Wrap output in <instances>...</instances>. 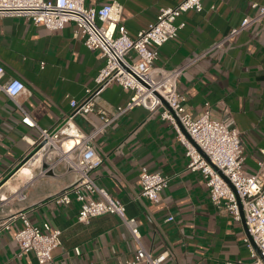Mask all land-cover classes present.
<instances>
[{
	"label": "crops",
	"instance_id": "0c3cea01",
	"mask_svg": "<svg viewBox=\"0 0 264 264\" xmlns=\"http://www.w3.org/2000/svg\"><path fill=\"white\" fill-rule=\"evenodd\" d=\"M113 2L124 6L122 25L136 37L156 21L161 9L180 0H86V5L101 8ZM252 3L264 5V0H204L202 12L189 11L177 20L185 26L176 40L161 47L156 65L168 70L186 67L178 92L186 97L187 110L198 117L208 103L213 118L236 128L244 145V169L257 173L264 150V22L226 40L246 16L257 13ZM77 30L74 23L50 31L25 17H0L2 82L19 79L27 88L15 100L0 92V192L7 198L0 205V218L21 211L36 226L50 223L61 230L62 243L48 264H118L134 260L139 248L118 216L103 215L83 224L77 220L80 204L75 199L68 206L52 200L74 181L65 166L52 169L44 164V169L33 163L47 162L35 156L22 170L28 180L17 179L18 171L4 182L36 148L39 129L58 127L71 113V100L85 97L105 65L102 52L86 47L76 38ZM130 58L134 60L135 54ZM131 96L132 92L113 84L97 99L96 108L112 112ZM22 109L37 127L23 123ZM99 121L96 114L76 118L86 132ZM95 145L104 162L91 177L139 221L142 245L154 257L165 254L162 264L252 261L244 243L245 223L212 203L202 175L188 171L185 149L169 122L137 107L99 135ZM143 168L170 180L157 203L141 196ZM19 190L26 200L15 196ZM22 226L15 219L10 230L0 232V264H38L34 253L19 257L14 237Z\"/></svg>",
	"mask_w": 264,
	"mask_h": 264
},
{
	"label": "built area",
	"instance_id": "2783aa9c",
	"mask_svg": "<svg viewBox=\"0 0 264 264\" xmlns=\"http://www.w3.org/2000/svg\"><path fill=\"white\" fill-rule=\"evenodd\" d=\"M203 1L180 0L174 7L163 8L155 22L136 37H131L122 25L124 6L118 2L95 8L88 7L86 0H0V17H25L50 31H60L67 24L74 23L78 28L76 38L81 39L89 49L102 52L105 65L96 76L95 85L86 90L83 99L71 100V113L58 127L39 129L40 139L35 146L44 145L35 156L47 163L33 164L39 167L48 164L52 169L63 165L74 175V181L52 200L58 205L68 206L75 199L80 204L79 223L89 224L92 219L108 214L116 215L123 221L139 248L134 260L118 264H162L166 260L165 254L154 257L144 248L139 221L128 215L122 201L100 188L91 177V173L104 162L95 139L137 107H144L169 122L185 149L188 171L202 175L212 203L217 208H223L235 221H245L247 234L244 243L252 258L248 264H264V150L258 163L259 171L247 172L244 169L246 158L241 133L228 122L213 118L208 103L198 117L187 110V99L178 92L186 67L168 70L156 65L161 47L176 40L185 26L178 24L177 20L189 11L202 12ZM251 9L257 13L246 16L226 40L230 41L242 31L263 24L264 5L252 3ZM223 43L215 47L221 48ZM132 53L135 54L134 60L130 58ZM4 76L5 69L0 66V92L15 100L27 91L25 83L19 79L4 84ZM113 84L132 92L130 100L112 112L98 110L97 99ZM22 111L25 115L23 123L31 128L37 127L31 117ZM93 114L100 121L92 123L93 128L89 132L77 125L76 118L88 119ZM169 184L168 177L142 169L140 185L143 198L159 202ZM92 195L99 197L93 199ZM15 196L19 201L27 198L23 190L16 191ZM5 199L0 192V205ZM15 219L23 223L14 237L20 248L19 257L31 252L38 264L51 262L54 250L62 243V231L54 229L50 223L36 226L20 211L6 219L0 218V232L10 230ZM172 220L173 217H170L169 221Z\"/></svg>",
	"mask_w": 264,
	"mask_h": 264
},
{
	"label": "water",
	"instance_id": "95a60500",
	"mask_svg": "<svg viewBox=\"0 0 264 264\" xmlns=\"http://www.w3.org/2000/svg\"><path fill=\"white\" fill-rule=\"evenodd\" d=\"M44 144H40L38 145L34 151H32L21 163H19V165L15 168V170L6 177V179L4 180V182L10 180L22 167H24L25 165L28 164V162L30 160H32L34 158V156L37 154V152L43 147ZM45 169V166H43ZM3 184V183H2ZM2 186V185H0ZM243 222L245 223V221L243 220ZM247 230V227H246Z\"/></svg>",
	"mask_w": 264,
	"mask_h": 264
},
{
	"label": "bare ground",
	"instance_id": "6f19581e",
	"mask_svg": "<svg viewBox=\"0 0 264 264\" xmlns=\"http://www.w3.org/2000/svg\"><path fill=\"white\" fill-rule=\"evenodd\" d=\"M23 168H24V167H22V168L20 169L18 175L16 176L17 179L25 180V179L29 178L28 174H27L26 172L22 171ZM14 178H15V177H14ZM27 180H28V179H27ZM11 183H12V182L9 181L7 185H8V186H10V185L12 186ZM13 188H14V187H13ZM13 188H12V189H13ZM15 188H16V186H15Z\"/></svg>",
	"mask_w": 264,
	"mask_h": 264
}]
</instances>
